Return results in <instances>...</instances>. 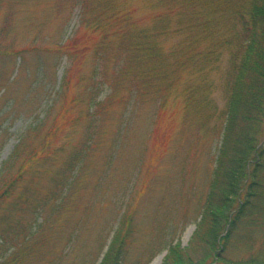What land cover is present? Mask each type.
<instances>
[{"label":"trees","instance_id":"1","mask_svg":"<svg viewBox=\"0 0 264 264\" xmlns=\"http://www.w3.org/2000/svg\"><path fill=\"white\" fill-rule=\"evenodd\" d=\"M75 3L78 30L58 45L71 64L56 94L66 97L73 84L81 86V109L61 127L83 120L84 136L60 161L57 152L64 146L52 143L50 128L38 141L34 137L43 130L41 120L19 136L0 167V264L41 260L46 247L57 241L55 230L65 226L63 213L84 182L102 117L112 106L157 100L162 108L176 90L179 73L186 71L192 79L184 81L187 87L179 95L196 114L210 118L211 84L196 79L206 80L205 70L226 53L227 101L220 125L214 127L220 143L201 219L187 245H170L162 263L213 264L240 223H252L255 214L264 216V0ZM138 12H143L142 19ZM170 38L176 41L166 48L164 40ZM88 50L91 72L73 78L72 65ZM43 174L50 183L46 188L37 182ZM124 221L99 264H123ZM246 264H264V259Z\"/></svg>","mask_w":264,"mask_h":264},{"label":"rangeland","instance_id":"2","mask_svg":"<svg viewBox=\"0 0 264 264\" xmlns=\"http://www.w3.org/2000/svg\"><path fill=\"white\" fill-rule=\"evenodd\" d=\"M75 2L0 0V167L19 136L39 120L43 130L34 137L38 141L50 128L52 143L64 146L57 152L59 161L84 136L83 120L61 127L81 109V86L72 79L75 84L66 97L56 94L71 64L58 45L78 30ZM175 39L164 40L165 47H172ZM89 52L72 65L73 78L91 72ZM227 66L225 53L213 69L205 70L206 80L196 79L211 84L210 118L196 114L179 95L187 87L184 81L192 79L186 71L179 73L164 107L157 100H130L103 115L84 182L63 213L65 226L55 230L57 241L31 264H53L57 257L56 264H99L123 219V264H162L170 245H187L201 219L215 167L220 135L214 127L226 107ZM37 180L42 188L50 185L46 174ZM252 218V223L238 225L213 264L264 259V216Z\"/></svg>","mask_w":264,"mask_h":264}]
</instances>
